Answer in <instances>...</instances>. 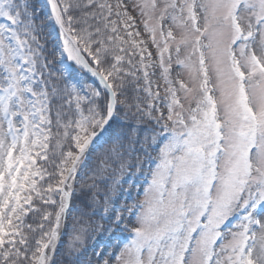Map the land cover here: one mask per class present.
I'll return each instance as SVG.
<instances>
[{
	"label": "snow or ice",
	"instance_id": "snow-or-ice-1",
	"mask_svg": "<svg viewBox=\"0 0 264 264\" xmlns=\"http://www.w3.org/2000/svg\"><path fill=\"white\" fill-rule=\"evenodd\" d=\"M0 18V264H264V0ZM99 231L114 249L82 259Z\"/></svg>",
	"mask_w": 264,
	"mask_h": 264
},
{
	"label": "rangeland",
	"instance_id": "rangeland-1",
	"mask_svg": "<svg viewBox=\"0 0 264 264\" xmlns=\"http://www.w3.org/2000/svg\"><path fill=\"white\" fill-rule=\"evenodd\" d=\"M6 21L3 18H0V23H5ZM52 38L54 39V42L59 40V33L57 31V29L53 32ZM70 62H66V65H68ZM147 168V165L146 167ZM136 169H128L126 170V172L123 174V176L121 177L122 179V184L120 185V187L122 189H129V181L132 180V177L128 175V172H135ZM131 194L133 196H135L136 194V188L132 187L131 188ZM138 199H143L142 196L138 197ZM131 200H126L125 199V194L121 191H117L116 193V199L114 200L113 204L110 205V207H115L117 209L121 208V205L125 204V203H130ZM101 211H103V209H101ZM97 218H94L99 224H104V222L99 221ZM92 236V241L90 242V244L86 247L87 248V252L85 253L84 257L82 259L87 260L88 258H92L93 260H95V255L94 253H100L102 251H111L114 249V246L116 244V238L114 235H110L107 232L104 231H99V232H92L91 233ZM66 238H68L67 236L64 237V243L66 242ZM118 250V249H117Z\"/></svg>",
	"mask_w": 264,
	"mask_h": 264
},
{
	"label": "trees",
	"instance_id": "trees-1",
	"mask_svg": "<svg viewBox=\"0 0 264 264\" xmlns=\"http://www.w3.org/2000/svg\"><path fill=\"white\" fill-rule=\"evenodd\" d=\"M57 31H58V29H57ZM50 39L54 42V39H53L52 37H50ZM42 42H43V40H42ZM50 46H51V45H50ZM69 64H71V63H69ZM65 66H67V65H65ZM145 167H146V165H145ZM133 169H134V168H133ZM95 218H97V217H95ZM98 220H99V221H102V222L105 223V221L101 220L100 217H98ZM65 241H66V242H65V246H66V245H67L68 238H66ZM91 241H92V236H91V233H90L89 237L86 239V244H85V246L87 247V246L90 244Z\"/></svg>",
	"mask_w": 264,
	"mask_h": 264
}]
</instances>
